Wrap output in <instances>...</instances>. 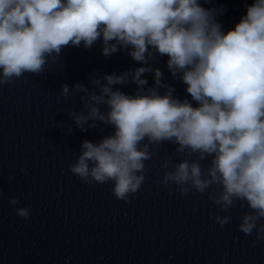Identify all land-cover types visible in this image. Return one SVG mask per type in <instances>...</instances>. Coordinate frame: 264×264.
Returning a JSON list of instances; mask_svg holds the SVG:
<instances>
[{
    "label": "clouds",
    "instance_id": "clouds-1",
    "mask_svg": "<svg viewBox=\"0 0 264 264\" xmlns=\"http://www.w3.org/2000/svg\"><path fill=\"white\" fill-rule=\"evenodd\" d=\"M221 12L201 0H0V86L25 73L42 74L68 45L91 48L102 37L105 57L129 50L146 66L92 78L98 91L74 85L84 93L86 110L69 113L75 125L87 131L102 123L114 132L84 140L69 171L85 184L112 182V194L130 203L146 180L152 147L177 145L176 153L187 158L165 159L158 183L176 185L182 197L214 189L208 199L225 213L246 204L250 211L238 229L255 230V243L264 240V223L258 224L264 219V0L248 5L227 32L217 19ZM157 54L169 58V71L187 85L191 101L162 83L163 72L150 63ZM145 73H154V86L146 87ZM129 82L137 86L135 95L114 90ZM69 92L64 84L60 94ZM9 203L19 200L13 196ZM30 212L16 209L24 219ZM212 219L223 229L231 216Z\"/></svg>",
    "mask_w": 264,
    "mask_h": 264
},
{
    "label": "water",
    "instance_id": "water-1",
    "mask_svg": "<svg viewBox=\"0 0 264 264\" xmlns=\"http://www.w3.org/2000/svg\"><path fill=\"white\" fill-rule=\"evenodd\" d=\"M253 2L201 0L205 8L222 9L217 19L225 32ZM102 50V37L91 48L83 42L65 46L58 59L49 58L42 74L25 73L0 86V264H264V240L254 243L255 230L246 235L238 229L250 211L246 204L237 202L225 213L208 199L214 189L182 197L176 185L158 183L165 159L178 163L187 158L176 153L177 145L152 147L146 180L130 203L112 194V182L85 184L69 171L84 140L98 142L114 132L102 123L87 131L75 125L69 113L86 110L80 100L84 93L74 85L82 83L91 92L97 90L90 83L94 77L146 66L129 50L110 57ZM168 59L157 54L150 63L163 72L162 83L175 88V97L191 101L187 85L169 71ZM142 78L148 80L146 87L154 86V73ZM64 84L67 97L60 94ZM116 88L137 92L131 82ZM202 163L207 168L210 158ZM13 196L19 200L16 206L9 203ZM19 207L31 209L29 219L17 215ZM214 215H230L231 221L221 229Z\"/></svg>",
    "mask_w": 264,
    "mask_h": 264
}]
</instances>
